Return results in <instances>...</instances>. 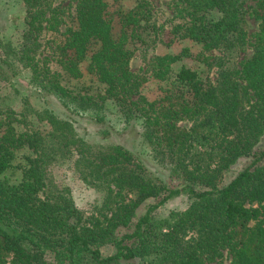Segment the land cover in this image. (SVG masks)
I'll use <instances>...</instances> for the list:
<instances>
[{
  "label": "trees",
  "instance_id": "trees-1",
  "mask_svg": "<svg viewBox=\"0 0 264 264\" xmlns=\"http://www.w3.org/2000/svg\"><path fill=\"white\" fill-rule=\"evenodd\" d=\"M246 1L173 0L181 22L172 27V40L189 39L204 52L221 53L212 57L219 68L212 82L183 65L174 71L181 55L154 56L142 76L131 70L137 48L128 45H145L148 38L152 8L146 0L117 13L119 36L113 34L106 0H77L72 25L66 8L22 0L26 29L19 46L11 47V58L30 71V84L77 111L97 113L95 98L61 84L64 76L81 78L86 63V72L122 112L126 129L135 131L153 160L167 165L168 181L148 172L141 157L122 145H89L69 119L37 114L49 126L40 131L13 114L0 116V176L19 150L29 152L18 183L0 177V264H205L221 263L224 253L230 264H264V148L258 150L264 138V0H252L250 7L259 22L251 58L239 69L221 61L226 50L246 43L241 28ZM212 11L222 16L207 19ZM61 25L65 30L51 61L62 73L35 58L44 33L58 32ZM148 80L166 83L159 99L140 95ZM72 155L85 181L106 187L101 206L89 216L47 174L51 163ZM241 158L250 164L222 186ZM181 194L189 199L184 210L154 217L156 209ZM150 200L156 203L146 204ZM106 246L111 255L102 254Z\"/></svg>",
  "mask_w": 264,
  "mask_h": 264
},
{
  "label": "rangeland",
  "instance_id": "rangeland-1",
  "mask_svg": "<svg viewBox=\"0 0 264 264\" xmlns=\"http://www.w3.org/2000/svg\"><path fill=\"white\" fill-rule=\"evenodd\" d=\"M109 4V11L113 15V34L119 36L121 25L118 22L119 12H127L133 8L138 0H106ZM149 2L152 12L151 24L148 28L145 45L138 46L136 42L129 44L128 48L134 50L133 58L130 62V68L133 72L142 76L148 66L149 61L157 55L171 54L181 55V59L174 65V71L180 66H186L196 70L202 80L214 82L217 80V61L212 57L221 56L218 51L204 52L201 45L192 42L189 39L172 40V27L181 22L175 16V6L173 0H146ZM52 7L60 6L66 8V21L72 25L74 17V8L77 0H48ZM252 0H247L243 5V22L241 28L245 32L246 43L237 45L232 50H226L227 55L222 58V64L227 67L233 64L237 69L241 63L251 58L252 44L254 35L258 31L259 22L250 14ZM222 16L220 12L212 11L206 14L209 20H217ZM25 5L22 0H0V116L11 117L19 121H26V124L33 129L47 131L48 124L45 121L37 119V114L48 112L57 118L69 119L72 121L76 134L85 140L89 145L97 149H104L111 145H122L134 154L141 157L144 166L148 172L153 173L164 181H168L166 164H160L151 158V152L147 145L136 135L132 129H126L123 122L122 112L116 107L114 101L107 93V89L100 84L94 76L86 72V63L81 66L83 76L79 79L62 78L61 84L71 91L90 95L97 100V113L93 110L80 112L75 110L71 104H66L56 95L44 94L36 91L35 86L30 84V71L21 68L19 63L11 58V47L17 48L21 42L22 35L26 29L24 23ZM65 26L61 25L58 32L47 31L42 37L40 49L35 54V58L40 62H47L49 67L55 71L61 72L60 68L52 62L54 45L58 44L62 38ZM171 41V42H170ZM48 60V61H47ZM62 73V72H61ZM166 87L165 82L148 80L140 88V95L149 101L159 99L162 96V89ZM101 103H99V102ZM94 117H100L104 123L93 120ZM131 124H136L135 119H131ZM16 123H14L15 125ZM186 125V123H184ZM110 128L109 133H105L102 128ZM21 130V124H17ZM258 150L264 148V138L258 146ZM29 154L28 150L22 149L16 153L12 161V167L1 174V179L16 184L20 181L22 173L19 166L25 162V157ZM75 157L59 158L47 168V174L53 184L59 189H65L73 205L78 211L86 216L91 215L96 208H99L106 195V187L103 184H90L85 181L84 175L74 164ZM250 164V159L241 158L224 176L222 186L228 184L243 169ZM261 164H264V159ZM156 203L150 200L147 203ZM189 204L186 195L181 194L169 199L161 207L153 212L155 218L166 217L171 211H182ZM143 212L142 208L137 214ZM102 254L107 256L113 253L110 246L101 249ZM230 256L224 253L221 263L206 262L205 264H230Z\"/></svg>",
  "mask_w": 264,
  "mask_h": 264
}]
</instances>
